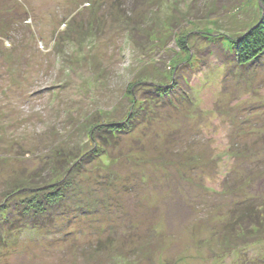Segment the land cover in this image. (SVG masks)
Returning <instances> with one entry per match:
<instances>
[{
	"label": "rangeland",
	"instance_id": "1",
	"mask_svg": "<svg viewBox=\"0 0 264 264\" xmlns=\"http://www.w3.org/2000/svg\"><path fill=\"white\" fill-rule=\"evenodd\" d=\"M12 1L13 28H0V264H263L264 221L247 233L227 229L240 191L223 182L235 169L232 143L264 150L254 135L264 126V56L247 73L227 64L226 51L258 21L260 0H0V8ZM180 43L194 55L172 90L177 109L152 105V130L139 122L111 153L117 161L96 165L106 174L89 189L107 188L90 199L104 204L93 219L70 211L76 196L48 230L3 221L42 188L35 180L58 151L87 150L94 126L126 118L132 94L142 104L143 90L170 84L171 68L188 61ZM250 173L243 192L263 180Z\"/></svg>",
	"mask_w": 264,
	"mask_h": 264
},
{
	"label": "trees",
	"instance_id": "2",
	"mask_svg": "<svg viewBox=\"0 0 264 264\" xmlns=\"http://www.w3.org/2000/svg\"><path fill=\"white\" fill-rule=\"evenodd\" d=\"M13 4L14 2L12 4L8 3V7L4 6V8H0V28L4 31L10 32V30H6L7 26L13 28L14 21H12L10 13L13 14L15 9H17ZM260 4L261 14L258 21L254 26H250L241 33V36L234 39L235 42H232V51L226 48L228 52L227 56H232H230L231 60L227 59V64H236L240 70H247V73L258 70V63L264 56V0H260ZM207 36L204 39L217 44L218 38L213 39ZM180 46L183 52L188 54V61L186 60L183 63L184 66L180 67L181 64L179 62V64L177 63L178 65L176 64L177 66L175 65L171 68V80L168 86L154 85L155 87L152 89L143 90L141 93V96H143L141 98L143 100L142 104L138 102V96L132 94V102L126 118L121 121L117 120V122H101V124L94 126L89 133L88 141L83 145V147H87V145L91 146L88 147L87 150L82 151L81 149H74L67 153H60V151H58V157L55 158L52 169H49L50 172H48L45 177L35 180L38 181L37 183L40 184L42 188H37L33 190V193H29L30 196H26L28 201H26V199L22 200L19 206L22 207L25 205V207L19 210L18 213L7 212L9 209L4 207L1 212H7V214L3 221L8 222L11 227L18 225V228L21 229L32 230L33 228H38L40 231L45 228L48 230V228L50 229L49 226L54 225L52 219L56 215V212H65L68 208L64 207L63 204L73 200L72 198L76 196H78L76 198L80 199V203H70V211L75 212V215L81 214L85 218L90 217V219H93L90 213L94 211L99 212L102 202H92L90 199L98 197L99 192L102 194V191H105L107 188L102 186L100 189L97 188L96 192H94L95 190L93 189H89L90 185H99L98 183H100L99 180L101 177L98 178L95 177V175H99L103 169H97L96 165L106 166L110 161H117V157L111 153H113L122 139L133 135L139 122H143L142 124L147 126L148 133L152 130L151 124L154 120L152 116V105L155 108L160 107L161 109L165 106V103H169L172 108L177 109V105L171 103V97L175 95L172 90L176 89L177 85L179 86V81L184 80V69L192 66L190 61H192L191 57L194 55L192 51H189L185 43H180ZM184 100H187L185 96ZM191 104L193 107L194 103L191 102ZM260 124L259 127H256L254 135L258 137V142L263 144L264 126H262V123ZM250 149L253 148L238 147L237 142L232 143L231 157L234 160L235 169H231L230 171L233 176L238 175L239 177L237 182H232L235 180L232 179L230 181L229 175L231 173L229 172L228 176L225 177L223 181L227 188L240 191V193L235 194L236 197H234V202L231 205L233 208L230 211V221L227 226V229L233 232H235V230H240L241 233H247L248 229H253V226L259 227L256 225L255 221L259 223V225H261V221H264V219H262L264 199H262L260 193V187L264 186V163L261 162V160L264 159V150L262 151L261 149L257 151L254 148L255 151L252 152ZM252 163L256 164L251 167V170H248V168L241 170L242 167H246ZM253 170L259 173L263 177V180L258 182L259 185L256 187V192H253L252 190L254 188L249 185V191L243 192L245 182L248 183L253 176V173H250ZM101 173L106 174V171H102ZM259 174L257 175L259 176ZM92 176L98 180L95 181ZM102 178L105 179L106 177L102 176ZM108 178L117 179L116 175H109ZM245 178L248 180H245ZM8 196L12 198L13 193ZM101 200L102 199L98 198V201ZM45 210L47 213L43 212ZM49 211H51V213H49ZM16 215L18 216L16 217ZM252 222H254V224ZM223 226L225 227V223ZM262 226L263 225H261L259 229H261ZM108 229L111 230L110 226H108ZM259 229L258 231H260ZM108 242H110L109 239L105 244ZM100 247H102L101 241L98 242L95 248L100 249ZM262 263L264 264L263 260Z\"/></svg>",
	"mask_w": 264,
	"mask_h": 264
}]
</instances>
